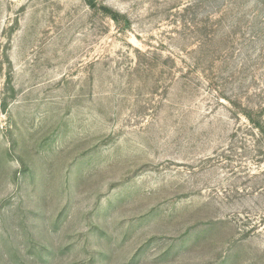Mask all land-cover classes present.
<instances>
[{"label": "rangeland", "instance_id": "374dc122", "mask_svg": "<svg viewBox=\"0 0 264 264\" xmlns=\"http://www.w3.org/2000/svg\"><path fill=\"white\" fill-rule=\"evenodd\" d=\"M0 264H264V0H0Z\"/></svg>", "mask_w": 264, "mask_h": 264}, {"label": "trees", "instance_id": "16d2710c", "mask_svg": "<svg viewBox=\"0 0 264 264\" xmlns=\"http://www.w3.org/2000/svg\"><path fill=\"white\" fill-rule=\"evenodd\" d=\"M88 5H89L90 7H94L93 4H92L91 2H89ZM104 10H105V9H104ZM105 11H106V10H105ZM112 19H113V20H116V16H112Z\"/></svg>", "mask_w": 264, "mask_h": 264}]
</instances>
